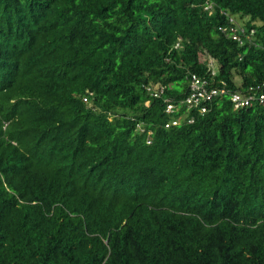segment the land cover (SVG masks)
Segmentation results:
<instances>
[{
	"label": "trees",
	"instance_id": "trees-1",
	"mask_svg": "<svg viewBox=\"0 0 264 264\" xmlns=\"http://www.w3.org/2000/svg\"><path fill=\"white\" fill-rule=\"evenodd\" d=\"M260 94L264 0H0V264H264Z\"/></svg>",
	"mask_w": 264,
	"mask_h": 264
},
{
	"label": "built area",
	"instance_id": "built-area-1",
	"mask_svg": "<svg viewBox=\"0 0 264 264\" xmlns=\"http://www.w3.org/2000/svg\"><path fill=\"white\" fill-rule=\"evenodd\" d=\"M231 32H232V37L237 38L234 28H231ZM192 79H193L191 83L192 93L188 96L186 101L191 106L198 107L199 112L204 113L206 111V108L204 105L201 104L200 101L204 99H210L212 96L218 94L219 91L215 89L211 91H207L205 87H203V82L201 84L200 80L195 75L192 76ZM220 92H222V90ZM259 98L262 101L264 99V95L260 94ZM232 100L234 102L235 107H237V106L248 105L251 101V97L246 96L242 93L235 92L232 94ZM170 106H171L170 104L167 105V110L170 109ZM189 121H192V119H190ZM172 123L175 124L176 121H173Z\"/></svg>",
	"mask_w": 264,
	"mask_h": 264
},
{
	"label": "clouds",
	"instance_id": "clouds-1",
	"mask_svg": "<svg viewBox=\"0 0 264 264\" xmlns=\"http://www.w3.org/2000/svg\"><path fill=\"white\" fill-rule=\"evenodd\" d=\"M138 128L142 129L141 123H137Z\"/></svg>",
	"mask_w": 264,
	"mask_h": 264
}]
</instances>
